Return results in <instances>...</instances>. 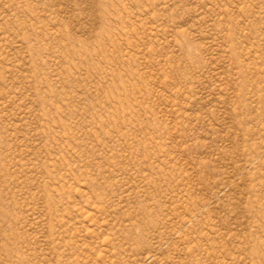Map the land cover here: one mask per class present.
I'll use <instances>...</instances> for the list:
<instances>
[{
  "label": "rangeland",
  "instance_id": "1",
  "mask_svg": "<svg viewBox=\"0 0 264 264\" xmlns=\"http://www.w3.org/2000/svg\"><path fill=\"white\" fill-rule=\"evenodd\" d=\"M0 264H264V0H0Z\"/></svg>",
  "mask_w": 264,
  "mask_h": 264
}]
</instances>
